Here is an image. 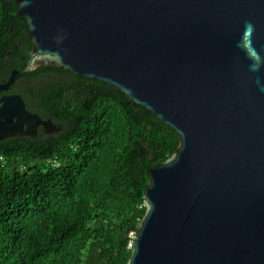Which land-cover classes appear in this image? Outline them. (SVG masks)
I'll list each match as a JSON object with an SVG mask.
<instances>
[{
  "label": "water",
  "instance_id": "water-1",
  "mask_svg": "<svg viewBox=\"0 0 264 264\" xmlns=\"http://www.w3.org/2000/svg\"><path fill=\"white\" fill-rule=\"evenodd\" d=\"M33 51L0 82V144L61 129L10 88L56 65L180 135L150 168L127 264H264V0H16Z\"/></svg>",
  "mask_w": 264,
  "mask_h": 264
},
{
  "label": "trees",
  "instance_id": "trees-1",
  "mask_svg": "<svg viewBox=\"0 0 264 264\" xmlns=\"http://www.w3.org/2000/svg\"><path fill=\"white\" fill-rule=\"evenodd\" d=\"M18 8L0 0V82L33 51ZM8 92L61 129L1 141L0 264H127L150 168L170 158L179 133L117 87L56 65Z\"/></svg>",
  "mask_w": 264,
  "mask_h": 264
},
{
  "label": "flooded vegetation",
  "instance_id": "flooded-vegetation-1",
  "mask_svg": "<svg viewBox=\"0 0 264 264\" xmlns=\"http://www.w3.org/2000/svg\"><path fill=\"white\" fill-rule=\"evenodd\" d=\"M44 118H48V117H44ZM54 120V119H53ZM55 121V120H54ZM55 122H57V121H55ZM59 123V122H58ZM58 131H60V130H58ZM58 131H55V132H48V131H46L45 129H44V127L43 126H40L39 127V130H38V133H37V136H29V135H24V136H28V137H36V138H38L39 136H40V134H56Z\"/></svg>",
  "mask_w": 264,
  "mask_h": 264
}]
</instances>
